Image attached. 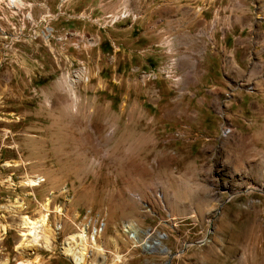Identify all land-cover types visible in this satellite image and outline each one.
<instances>
[{"label":"rangeland","instance_id":"rangeland-1","mask_svg":"<svg viewBox=\"0 0 264 264\" xmlns=\"http://www.w3.org/2000/svg\"><path fill=\"white\" fill-rule=\"evenodd\" d=\"M22 1L0 264H264V0ZM43 215L48 244L23 241Z\"/></svg>","mask_w":264,"mask_h":264},{"label":"bare ground","instance_id":"bare-ground-1","mask_svg":"<svg viewBox=\"0 0 264 264\" xmlns=\"http://www.w3.org/2000/svg\"><path fill=\"white\" fill-rule=\"evenodd\" d=\"M15 1V0H11ZM45 219V216L43 215L42 218L38 221L36 220H30L28 217H23L20 221V226L22 229H24V233L22 234L23 241L24 240H30V243H36L37 241L41 240L42 243L46 246L48 244L47 236H42L38 233L35 232L36 228L38 227L39 222H43ZM84 235L82 234H71L67 240V245L73 243L74 249L75 247H79V245H83L84 243ZM92 242V241H91ZM93 243V242H92ZM94 245V243H93ZM72 245L68 246L67 249L65 250V253L67 256L71 257L72 262L78 263L81 260V257H83V250L84 249H79L77 252L73 251L72 252ZM77 250V249H76ZM85 254V253H84Z\"/></svg>","mask_w":264,"mask_h":264},{"label":"built area","instance_id":"built-area-1","mask_svg":"<svg viewBox=\"0 0 264 264\" xmlns=\"http://www.w3.org/2000/svg\"><path fill=\"white\" fill-rule=\"evenodd\" d=\"M2 4V7L5 8L7 14L6 16H3L2 18H0V32L5 34V38L9 39V43H11L14 40H18V39H22L23 35L22 33L24 32V23L26 22L27 19V13L23 14V12H21V21L18 23L17 22V26H18V30L16 32H14V35H12V31H15V26L13 25V22H11L9 20V18L14 17L16 14H18L21 11H23L24 9H26V4L23 3V1L21 2V0L18 1H11V0H0V5ZM21 26V28L19 29V27ZM3 27L5 29H7V31L5 32ZM86 220V219H84ZM102 226L103 224H101L100 226H95L93 228V236H95L97 233H100L102 230ZM93 238V237H92Z\"/></svg>","mask_w":264,"mask_h":264}]
</instances>
